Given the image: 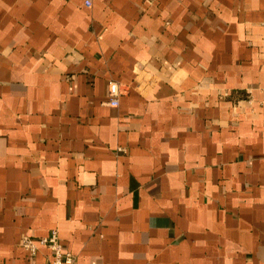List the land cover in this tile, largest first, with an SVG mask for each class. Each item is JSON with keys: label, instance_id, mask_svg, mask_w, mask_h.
<instances>
[{"label": "crops", "instance_id": "1", "mask_svg": "<svg viewBox=\"0 0 264 264\" xmlns=\"http://www.w3.org/2000/svg\"><path fill=\"white\" fill-rule=\"evenodd\" d=\"M90 1L0 0V264H264V0Z\"/></svg>", "mask_w": 264, "mask_h": 264}, {"label": "built area", "instance_id": "2", "mask_svg": "<svg viewBox=\"0 0 264 264\" xmlns=\"http://www.w3.org/2000/svg\"><path fill=\"white\" fill-rule=\"evenodd\" d=\"M86 5H91L90 0H85ZM118 84L115 81L109 83V99L110 106H118ZM39 245H44L51 251V257L41 264H77L76 257L69 251H64L63 246L59 240L56 229H52L45 237H40L35 241L29 236H23L21 239L22 248L30 255H34Z\"/></svg>", "mask_w": 264, "mask_h": 264}]
</instances>
